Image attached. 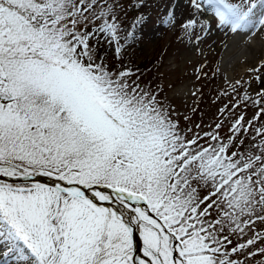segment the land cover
Returning a JSON list of instances; mask_svg holds the SVG:
<instances>
[{"label":"snow or ice","instance_id":"1","mask_svg":"<svg viewBox=\"0 0 264 264\" xmlns=\"http://www.w3.org/2000/svg\"><path fill=\"white\" fill-rule=\"evenodd\" d=\"M207 4L227 32L264 36V0ZM123 9L0 0V264H251L264 255V123L258 144L234 142L243 116L228 143L183 134L136 71L98 55L102 39L118 60L135 40L144 16L125 30Z\"/></svg>","mask_w":264,"mask_h":264},{"label":"rangeland","instance_id":"2","mask_svg":"<svg viewBox=\"0 0 264 264\" xmlns=\"http://www.w3.org/2000/svg\"><path fill=\"white\" fill-rule=\"evenodd\" d=\"M135 1L120 0L124 5L120 19L125 30H131V25L136 21L125 22L123 18L135 6ZM145 1L149 14L144 16L142 25L137 28L135 40L125 45L121 60L116 58L115 46L105 41L102 55L106 57V62L112 68L130 66L136 71L140 85H147L158 93V99L168 107L172 119L178 122L179 129L188 138L197 133L204 137V133L218 132L220 139L228 143V138L236 135L232 130L237 119L243 116L245 127L236 135L234 142L243 140L244 145L258 144L260 137L256 135L255 129L264 123V115L259 120L253 119L258 113V106L252 101L260 99L257 92L264 87V83H261L264 81V36L258 33L256 37H252L258 42L259 48L263 49L262 57L252 66L242 67V63L232 73L224 66V54L231 48L230 43L234 39L245 35L233 34L220 28L207 0H200L202 9L199 12L192 6L191 0ZM169 12L175 17L174 24L163 23ZM188 19H196L197 26L185 32L180 25ZM205 23L209 25L207 34L200 27ZM240 54L239 52L238 55ZM241 55L240 59H231L232 65L230 63L229 67L238 61H244L249 53ZM157 57L161 58L160 62L155 61ZM143 67L145 69L141 71ZM257 76L260 77L259 81ZM246 95L252 99L245 100ZM218 124L219 128L216 127ZM254 136L255 140L252 139ZM205 140L209 138L204 137L200 143L207 146ZM209 142L215 144L214 141ZM3 251L4 249L0 250ZM7 259L9 264H14L13 257L9 256ZM249 259L251 264H260L264 255L258 253Z\"/></svg>","mask_w":264,"mask_h":264},{"label":"bare ground","instance_id":"3","mask_svg":"<svg viewBox=\"0 0 264 264\" xmlns=\"http://www.w3.org/2000/svg\"><path fill=\"white\" fill-rule=\"evenodd\" d=\"M224 32V31H223ZM222 35V34H221ZM220 37V36H219ZM256 37V36H255ZM254 38V37H253ZM251 38V40H248L246 36L244 37H239L237 39H234L231 43H230V46L231 48H229L226 52L225 55V58L223 61L224 63V66L226 67V69H228L229 71H235L236 68L243 63L242 67H246V66H252L253 63L257 62L260 58L262 57L261 54H262V50L261 48H259L258 46V42ZM224 39V38H223ZM257 39V38H256ZM258 40V39H257ZM260 40V39H259ZM224 41V40H223ZM231 40H229L230 42ZM212 43V42H211ZM206 44V43H205ZM226 44V43H225ZM261 44V43H260ZM208 45H209V42H208ZM228 46V45H227ZM226 46V47H227ZM224 47V46H223ZM225 47V48H226ZM226 51V50H225ZM245 53V54H248L249 55L247 57H245L242 61V62H237V64H233L232 67H229L230 66V63H231V59H234V58H238L240 55H238V53ZM238 55V57H236ZM242 56V55H241ZM240 56V57H241ZM246 56V55H245ZM239 57V59H240ZM238 59V60H239ZM252 64V65H251ZM232 65V63H231ZM261 67V66H260ZM248 68V67H247ZM225 69V70H226ZM246 69V68H245ZM238 70V69H237ZM233 73V72H232ZM235 73V72H234ZM113 207H115V205H111ZM137 241L139 242V234L137 233ZM3 249V248H0V250ZM138 256H142V252L138 251Z\"/></svg>","mask_w":264,"mask_h":264},{"label":"trees","instance_id":"4","mask_svg":"<svg viewBox=\"0 0 264 264\" xmlns=\"http://www.w3.org/2000/svg\"><path fill=\"white\" fill-rule=\"evenodd\" d=\"M145 0H142V3H143V6H137L138 4V0H136L134 2L135 6L132 7V9L130 11H127L125 14H124V21L125 22H129V21H132V20H136V18L140 15V14H143V16H146L147 14H149L146 9L148 8V4L146 3V1L144 2ZM133 21V22H134ZM142 25V23L138 26L140 27ZM123 43V41H122ZM104 44H106L105 40H101L100 44L97 46L98 47V55H102L103 54V47L102 45L104 46ZM159 60V61H158ZM156 62H160L161 61V58L160 57H157L155 59ZM124 64L126 65V61L124 62ZM143 65V64H142ZM130 67V66H129ZM131 68V67H130ZM145 69V67H143V69L141 71H143Z\"/></svg>","mask_w":264,"mask_h":264},{"label":"water","instance_id":"5","mask_svg":"<svg viewBox=\"0 0 264 264\" xmlns=\"http://www.w3.org/2000/svg\"><path fill=\"white\" fill-rule=\"evenodd\" d=\"M39 179L41 180V182H45V183H53V181L49 180L48 178L40 177ZM106 206H107V205H106Z\"/></svg>","mask_w":264,"mask_h":264}]
</instances>
